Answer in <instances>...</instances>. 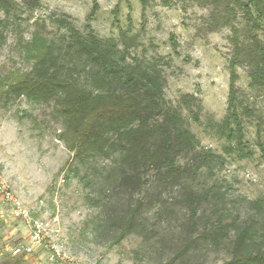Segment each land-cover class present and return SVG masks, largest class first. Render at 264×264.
Masks as SVG:
<instances>
[{
    "label": "rangeland",
    "instance_id": "rangeland-1",
    "mask_svg": "<svg viewBox=\"0 0 264 264\" xmlns=\"http://www.w3.org/2000/svg\"><path fill=\"white\" fill-rule=\"evenodd\" d=\"M17 1L25 7L16 25L5 31L0 80L30 69L25 46L36 31L60 41L65 30L54 20H67L83 34L89 23L105 40H120V32H125L135 40L132 55L164 60L166 102L181 110L203 148L225 158L215 175L198 185H215L227 194L224 200L231 211L241 212L245 219L252 214L250 203L264 199V152L259 146L264 144V92L250 89L247 70L237 69L239 99L251 111L250 117H241L246 153L252 157L224 154L226 141L219 139L215 126L228 113L232 33L229 28L209 30V9L192 0H151L146 10L141 0H96L99 8L89 20L94 0H39L31 15L26 11L32 0ZM260 37L264 39V32ZM3 90L0 85V264H158L174 258L191 237L198 236L182 192L170 190L158 200L151 189L144 199V229L116 241L118 232L106 218L118 217L126 202L120 203L118 193L96 182L97 173H91L95 181L89 184L80 179L84 174L76 177L68 170L72 154L58 138L63 123L53 104L25 98L7 104ZM184 96L195 99L190 106L198 112L200 125L182 103ZM2 190L13 194L30 222L12 215ZM35 232L39 244L33 242ZM227 246L208 249L198 244L177 264H223L231 258ZM17 248L20 253L14 255Z\"/></svg>",
    "mask_w": 264,
    "mask_h": 264
},
{
    "label": "trees",
    "instance_id": "trees-1",
    "mask_svg": "<svg viewBox=\"0 0 264 264\" xmlns=\"http://www.w3.org/2000/svg\"><path fill=\"white\" fill-rule=\"evenodd\" d=\"M192 1L210 10L211 32L231 30L229 107L215 127L219 139L226 141L224 154L252 157L246 153L241 117H250L251 111L240 102L237 69L247 70L250 89L264 92V39L260 37L264 0ZM150 2L141 0L142 9ZM39 5V0L27 4V15ZM24 7V2L0 0V47L6 40L5 31L16 25ZM98 8L94 0L89 20ZM118 13L119 7L115 9ZM53 23L65 30L60 41L36 31L25 46L30 69L1 79L0 85L7 104L22 98L35 104L52 103L63 123L58 138L72 154L68 170L76 177L84 174L80 179L89 184L95 181L91 173H97L96 182L106 185L108 192L118 193L120 203L126 202L118 217L106 218L118 232L116 241L144 229V199L151 189L156 190L158 200L178 189L198 236L191 237L174 258L158 264L183 262L188 250L198 244L208 249L227 244L231 258L223 264H264V199L250 203L253 212L245 219L226 205L224 191L215 185H198L201 179L212 178L225 158L203 148L181 110L166 102L164 60L132 55L135 40L123 31L120 40H105L89 23L85 34L67 20ZM188 98L184 96L182 103L200 125L198 112L190 106L195 105L194 98ZM259 146L264 152V144ZM99 162H104L101 168Z\"/></svg>",
    "mask_w": 264,
    "mask_h": 264
},
{
    "label": "built area",
    "instance_id": "built-area-1",
    "mask_svg": "<svg viewBox=\"0 0 264 264\" xmlns=\"http://www.w3.org/2000/svg\"><path fill=\"white\" fill-rule=\"evenodd\" d=\"M2 193H3L2 194L3 199L7 203H10L12 206V209H11V212L13 213L12 215L17 217L18 219L24 220L25 222H30L29 213L27 211H25L24 209H22V207L20 206L21 204L13 196V194H11V192L6 191V190H2ZM33 225H35V227H37V223H34ZM38 232H35L32 235L33 242L37 243V244L40 243V235ZM19 253H20V250L18 248L13 251L14 255H19Z\"/></svg>",
    "mask_w": 264,
    "mask_h": 264
}]
</instances>
